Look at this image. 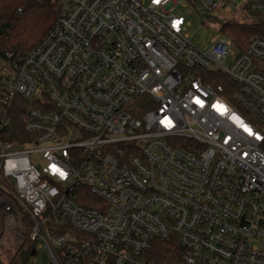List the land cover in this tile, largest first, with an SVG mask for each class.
<instances>
[{"label":"built area","instance_id":"built-area-1","mask_svg":"<svg viewBox=\"0 0 264 264\" xmlns=\"http://www.w3.org/2000/svg\"><path fill=\"white\" fill-rule=\"evenodd\" d=\"M184 1L57 0L46 35L0 57L4 253L162 264L150 248L173 241L178 264H264V37L199 48Z\"/></svg>","mask_w":264,"mask_h":264},{"label":"trees","instance_id":"trees-1","mask_svg":"<svg viewBox=\"0 0 264 264\" xmlns=\"http://www.w3.org/2000/svg\"><path fill=\"white\" fill-rule=\"evenodd\" d=\"M57 0H0V57L6 53H20L36 45L56 19ZM245 17L221 19L225 35L232 38L239 49L253 36L264 37V15L245 13ZM150 257L162 264H178L180 247L173 241H155ZM37 252L32 246L16 252L7 263L29 264ZM83 264V263H81Z\"/></svg>","mask_w":264,"mask_h":264},{"label":"rangeland","instance_id":"rangeland-1","mask_svg":"<svg viewBox=\"0 0 264 264\" xmlns=\"http://www.w3.org/2000/svg\"><path fill=\"white\" fill-rule=\"evenodd\" d=\"M200 7V8H199ZM239 2H235V5L231 3H224L219 6V9L212 11H205L201 9L199 3L189 2L185 0L183 5L178 4L174 7V12L182 15L187 23V35L191 42L199 48H205L210 43L214 42L218 37L224 34L222 27L220 28V22L223 15L237 16L242 13V10L238 8ZM205 15V16H204ZM245 17L239 16L238 19ZM227 63V62H226ZM32 159L35 161H41L39 157L32 154ZM2 225L0 223V231ZM0 247V261L7 263L10 260V255L13 250H9L4 253V249ZM29 264H54L51 259L46 255L45 250H38L35 254V258H31Z\"/></svg>","mask_w":264,"mask_h":264},{"label":"snow or ice","instance_id":"snow-or-ice-1","mask_svg":"<svg viewBox=\"0 0 264 264\" xmlns=\"http://www.w3.org/2000/svg\"><path fill=\"white\" fill-rule=\"evenodd\" d=\"M157 2H159V0H157Z\"/></svg>","mask_w":264,"mask_h":264}]
</instances>
